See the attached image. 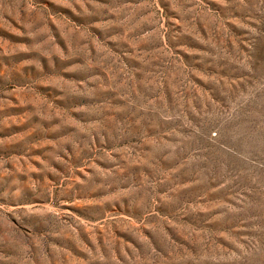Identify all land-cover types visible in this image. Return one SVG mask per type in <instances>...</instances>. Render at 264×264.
I'll return each instance as SVG.
<instances>
[{
  "label": "rangeland",
  "instance_id": "rangeland-1",
  "mask_svg": "<svg viewBox=\"0 0 264 264\" xmlns=\"http://www.w3.org/2000/svg\"><path fill=\"white\" fill-rule=\"evenodd\" d=\"M0 264H264V0H0Z\"/></svg>",
  "mask_w": 264,
  "mask_h": 264
}]
</instances>
